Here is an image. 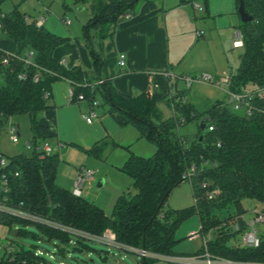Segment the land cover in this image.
<instances>
[{"label":"trees","instance_id":"trees-1","mask_svg":"<svg viewBox=\"0 0 264 264\" xmlns=\"http://www.w3.org/2000/svg\"><path fill=\"white\" fill-rule=\"evenodd\" d=\"M137 1H75L86 3L89 9V16L81 25V33L89 48L95 77L100 62L95 58L89 30H93L97 41L103 39L112 31L118 15L127 12ZM233 1L236 9L239 2L242 3L250 20L239 21L237 25L241 52L237 67L229 74L226 89L236 93L250 92L259 87L263 89L260 96L252 97L253 108L249 115L232 111L225 99L197 111L192 104L182 101V91H177L164 98L171 113L162 118L148 91L121 94L107 80L88 86L90 80L86 71L78 65L65 67L52 55L66 38L51 33L42 25L36 26L34 20H28L26 14L17 9V5L2 13L0 33L15 45V56H9L5 65L0 64V124L9 116L24 115L33 137L43 140L52 136L47 125L38 123L37 116L51 108L43 94L48 92L50 95L51 82L62 78L67 80L74 95L81 94L88 101H92L96 91L99 92L108 103V114L116 125H131L138 138L154 146L153 153L147 157L133 154L126 146L123 147L127 156L119 169L131 178L134 193L122 192L109 215L94 203L80 195H73L69 189L55 183L58 162L55 153L39 158L36 152L28 151L9 157L11 170L17 171L16 176L9 178V203L91 235L109 230L116 243L158 255H179L172 249L176 242L174 230L182 220L195 214L199 224L197 231L201 235L210 231L215 233L204 238V244L195 253L205 251L210 256L264 264V230L256 235V246L231 241L247 228L242 198L256 201L258 212L264 216V0ZM28 50L33 52L32 64H24L18 58ZM3 53L0 49V59ZM20 73L24 78L17 77ZM33 75H37L36 81L32 80ZM189 121L195 122L197 131L189 147L185 148L177 128ZM200 121L204 122L202 130L199 128ZM208 124L212 125L209 131L206 130ZM73 145L95 158H101L107 145L118 147L111 140L96 141L88 148ZM201 160L213 165L200 168ZM190 163L198 168L188 180L192 204L171 211L164 209L170 191L185 180L181 173ZM203 180L209 183L205 188L200 186ZM211 189H215V194L206 198L205 193ZM228 206L233 207L232 213L218 218L215 211ZM229 220L231 224L228 225ZM14 223L25 225L31 222L0 217V224L6 226L9 233ZM33 224L46 241L55 240L52 254L60 264L65 262L67 251L89 249L82 237ZM232 224L237 225L236 230ZM222 228L224 230L220 231ZM14 229L15 235L27 234L19 228ZM34 236L31 234V237ZM6 246L11 250L3 247L0 264H41L45 261L42 253L36 252L35 246L24 247L11 240H7ZM139 257L141 264H153L156 260Z\"/></svg>","mask_w":264,"mask_h":264},{"label":"rangeland","instance_id":"rangeland-1","mask_svg":"<svg viewBox=\"0 0 264 264\" xmlns=\"http://www.w3.org/2000/svg\"><path fill=\"white\" fill-rule=\"evenodd\" d=\"M61 3V0H0V13H6L11 7L17 5V9L20 12L28 15V20L36 16H43L47 20L44 25H49L55 34L59 35L62 32L60 36L64 35L71 28V33L74 34L72 37L81 39L83 42L85 39L82 36L80 26L87 19L89 9L87 7L84 8L81 4L73 5V2H68V0L65 3L66 6H62ZM165 3L170 12L169 16L174 17L172 22L171 20L169 21L168 27L169 29L173 28L176 32H174L173 39L171 34H169V56L173 53L175 45L181 40L179 36L183 39V27L185 25L183 17L188 11H193L197 22L202 24L198 27L199 30L204 31V37L198 41L207 40L206 43H196L183 54H179V60L176 62L174 60L170 61L169 68L174 71V76L181 74L191 78L206 71L215 79L214 74L210 71L211 69L225 65L226 75L235 70L241 47H233L231 45L235 37L234 26L239 22V16L233 0H206V5H204V0H184L182 7L175 6L176 4L179 5V0H165ZM193 6H197L198 9H194ZM77 7H81V9H77ZM60 18L69 19L71 24L64 25ZM82 18H84V22H80ZM49 22H52V24ZM89 34L92 35L90 39H93L92 45H94L95 38L93 37L92 29L89 30ZM226 38H229L230 42L228 47L224 45ZM197 51L200 55L198 57L195 54ZM65 58L67 59V57ZM174 81L175 88H172V93L175 90L186 92V101L198 111H203L208 106L199 96L201 95L200 92L193 88V85L190 87L186 86V81L183 79L176 78ZM68 88H71V86L67 80L56 79L50 85L51 97L46 99L48 105H53L49 109V113L55 122V132L53 131L52 136L46 138L58 160L55 171V183L71 190L77 174L81 171L91 172L90 177L84 178L81 182L80 196L94 203L106 215H109L113 203L122 192L134 193L131 186V178L119 169L127 156L125 149L107 145L101 158H95L73 144L85 148L96 140L119 141L125 136L117 131V125L108 114L109 105L99 92H95L92 98L93 105L91 108L96 116L91 117L90 123H87L84 120V116H88L90 112L88 99L69 101ZM160 106L162 116L167 117L170 110L163 103H160ZM42 114L43 112L37 116V119L42 118V120L47 121V118L42 117ZM11 121L18 125L20 136L18 144H11L7 140L4 130H2L0 134V152L6 157L17 153H28L22 146V142L31 135L26 116H13ZM196 131L197 128L194 121L178 126L177 132L181 139H184L182 143L185 148L191 144ZM152 146V144L142 139L140 142L133 144L128 150L133 154L147 157L151 155L148 149L152 148ZM99 179L103 180L100 186L97 185ZM192 201L190 185L186 179L170 191L163 208L169 211L181 209L191 205ZM241 205L245 210L243 218L249 222V220L253 219L254 211L259 210V204L253 199L242 198ZM232 211L233 207L228 206L216 210L215 214L221 219L227 216L228 213H232ZM227 222L228 225L231 224L230 220ZM13 228H19L21 231L27 232V234L11 236L7 227L0 224V255L4 251L3 247L6 246L7 240H11L15 243H21L24 247L35 246V249L42 253L45 261H49L50 264H60L59 260L55 259L52 254L55 240L46 241V238L33 223L25 225L14 223ZM198 228L199 224L195 214L182 220L174 230L176 242L172 248L173 252L179 255L194 254L202 247V237L207 239L215 234L210 231L203 236L197 231ZM253 229L257 235L264 230V222H255ZM221 230L223 231L224 229L222 228ZM190 233H196V236L190 237ZM31 234L35 236L31 237ZM84 241L89 249L80 252L67 251L63 264H141L140 257L133 251L95 240L86 239ZM231 241L234 244H240L239 234ZM71 242L73 243L72 238ZM153 264L181 263H170L156 259Z\"/></svg>","mask_w":264,"mask_h":264},{"label":"crops","instance_id":"crops-1","mask_svg":"<svg viewBox=\"0 0 264 264\" xmlns=\"http://www.w3.org/2000/svg\"><path fill=\"white\" fill-rule=\"evenodd\" d=\"M66 1L67 0H61V5L66 6ZM75 1L77 0H68V2H73V5L81 4L84 8L87 7L86 3H75ZM183 2L179 3V5L176 4L175 6L182 7ZM204 5L206 4L204 3ZM12 8L13 7H11V9ZM193 8L198 9L197 6H193ZM169 13L165 0H138L127 12L118 15L109 35L98 41L95 39L94 45H92L93 39L91 38V46L95 51V58L100 62L99 71L98 74H96L97 77H95L94 74L92 58L89 54V48L85 45V40L82 42L81 39L72 37L74 34L71 33V28L68 30V33L61 35L62 37H65L66 40L53 50L52 55L57 61L63 59L65 67L78 65L86 71L88 80H90L87 83L88 86H96L98 80H107L109 84L121 94L134 95L148 91L156 102L162 116L160 103L165 105L164 98L177 92L175 90L172 93V88H175L174 80L176 78L181 79V76H185L181 74L174 76V71L169 68V64H171L170 61L174 60L176 62L179 60V54H183L196 43H206L207 41H198L200 38L204 37V31L199 30L198 27L202 24L197 22L193 11H188L184 14L185 17H183V21L185 22L183 27V39L179 36V39L181 40L175 45L173 53L169 56V34H171V38L173 39L175 32L173 28L169 29L168 27L169 21L171 20L172 22L174 20V17L169 16ZM41 18V25L51 33H54L49 25H44V23L47 22L45 17L36 16L31 20L35 21ZM80 22H84V18H82V21ZM50 24H52V22ZM70 24L71 23L68 25ZM237 25L234 26L235 32L238 31ZM196 31H201V34L196 36ZM60 34H62V32L59 33L58 36H60ZM90 37H92V35L89 34V38ZM225 41L224 45L225 47H228V44L230 43L229 38H226ZM0 49L9 54L14 53L15 51V45L9 39L3 37L1 33ZM118 54H123L124 56V64L121 67L116 64ZM195 54L197 57L200 56L198 51ZM65 57H67V59ZM210 71L214 74L215 79L226 75L225 65L222 67H216ZM164 72L172 74V76L166 77L163 74ZM204 72L211 76L210 73L206 71ZM195 77L196 76L191 78ZM191 85H193L194 89L200 92L201 95L199 96L208 106L225 99L224 86L207 83L199 79H194L189 84H186L188 87ZM186 95V92L182 91V97L180 99L188 102L186 101ZM49 97H51V92ZM52 107L53 105L51 108ZM167 108L169 109V107ZM49 112V109L43 111L42 117L44 116L47 120L48 118L52 120L55 132V122ZM170 113L171 112L168 111L167 115L170 116ZM162 118L166 117L162 116ZM38 123L46 125L47 122L42 120V118H39ZM117 127V131L125 136L122 137L123 139H119V141H113L118 147L123 148L126 146L130 149L133 144L140 142L143 139L138 138L136 130L129 124L121 127L117 125ZM153 151L154 146L148 149L149 154H152ZM203 239L204 237H202V240ZM41 264L50 263L44 261Z\"/></svg>","mask_w":264,"mask_h":264},{"label":"built area","instance_id":"built-area-1","mask_svg":"<svg viewBox=\"0 0 264 264\" xmlns=\"http://www.w3.org/2000/svg\"><path fill=\"white\" fill-rule=\"evenodd\" d=\"M2 14L0 13V16ZM62 22L64 25H68L70 23L69 19H62ZM42 23V18L41 19H37L35 20L34 24L36 26H40ZM1 27V25H0ZM201 34V31H196L195 35L199 36ZM235 37L233 39V41L231 42V45L233 47L236 46H240L241 41H240V33L237 31L234 33ZM33 52L31 50H28L27 52H25L23 54L22 57H18L20 58V60H22V62L24 64H32L31 62V58H32ZM9 56H15L14 53L9 54L4 52L3 56H1L0 59V64L1 65H5L7 63V58ZM123 54H118L117 56V62L116 64L121 67L124 64L123 61ZM59 63L64 65V60L61 59L59 60ZM164 76L166 77H170L172 76V74H168V73H163ZM18 78H24L23 74H18L17 75ZM181 79H183L184 81H186V84H189L190 82H192V80L194 79H199L202 81H205L207 83H212L218 86H224V93H225V101L228 104L229 108L232 111H235L237 113H241L243 115H249L252 111V104H251V99L253 96H260L263 92L262 88H256L252 91H245V92H231L228 91L226 89V85L229 82V74L228 75H224L218 79H213L209 74H201L196 76L195 78H189L187 76H181ZM32 80L36 81L37 80V75H33L32 76ZM101 80H98L96 82V84L100 83ZM68 100L69 101H79L84 99V97L81 94H73V91L71 88H68ZM49 97V93L45 92L43 94V98L47 99ZM92 105H93V101H89V107H90V112L88 114V116H84V120L87 123H90L91 121V117L96 116L95 112L92 111ZM12 117H7L5 118L2 123L0 124V134L2 132V130H4L5 135L7 140L11 143V144H18L19 143V128L18 125L16 123H14L13 121H11ZM180 121H182V118L180 119ZM46 125H47V130L52 132L54 131V124L52 122L51 119H48L46 121ZM212 129V125H207L206 126V130H211ZM22 146L24 147V149H26L27 151H34L37 153L39 158H42L44 156H48L53 152L52 147L47 143L46 139L43 140H39L35 137H33L32 135H30L27 139H25L22 142ZM211 166L213 165V163H208L207 160H201L199 162V167H205V166ZM197 165L194 163H190L181 173L182 178H184L185 180H190L192 175L194 174V172L197 170ZM12 176H16L17 175V171H12L10 168V158L6 157L3 153L0 152V217H9V218H17L20 220H25L31 223H38L41 225H44L46 227L49 228H53V229H57L66 233H69L71 235H75V236H79L82 237L84 239H90V240H95L104 244H108L111 246H116V247H122L125 248L127 250L133 251L135 252L137 255L142 256V257H150V258H155V259H160V260H164L170 263H181V264H249V263H244V262H239V261H234L231 259H227V258H221V257H215V256H210L207 252L203 251L200 253H194V254H189V255H158V254H154V253H150L145 251L144 249H133L130 247H126L123 246L121 244H118L115 242L114 240V235L113 233H111L109 230H104L100 235H91L88 234L84 231H80L77 229H74L70 226H66V225H62L59 224L53 220H50L48 218H45L43 216L40 215H36V214H32L29 213L25 210H22L21 208H18L16 206H13L9 203V178ZM91 175V172H87V171H81L79 174H77V178L76 180L73 182L72 188H71V193L73 195H80V185L81 182L84 178H89ZM209 184L206 180H203L200 182V186L202 188H205L206 185ZM215 189H211L209 191H207L206 194V198H210L211 196H213L215 194ZM255 222H264V216L262 214H260L258 212V210L254 211V216L253 219L249 220V222L246 221L247 223V228L245 230H243L240 234V244L244 245V246H256L258 243V238L254 232L253 229V224ZM232 227L236 230L237 229V225L236 224H232ZM196 235V233H190L189 236L190 237H194ZM205 239L202 240V245L204 244ZM6 250H11V247L9 246H5ZM5 249V248H4ZM38 254H40V251H36Z\"/></svg>","mask_w":264,"mask_h":264},{"label":"water","instance_id":"water-1","mask_svg":"<svg viewBox=\"0 0 264 264\" xmlns=\"http://www.w3.org/2000/svg\"><path fill=\"white\" fill-rule=\"evenodd\" d=\"M77 9H81V7H77ZM237 13L239 16V20L241 22H246V21L250 20V16L244 11L243 5L241 2H239L238 6H237ZM238 58H239V55H238ZM203 127H204V122L200 121L199 122V128L203 129ZM199 139H200V137H199ZM102 182H103V180L99 179V181L97 182V185L100 186L102 184ZM10 235L11 236L15 235V229L14 228H12L10 230Z\"/></svg>","mask_w":264,"mask_h":264}]
</instances>
